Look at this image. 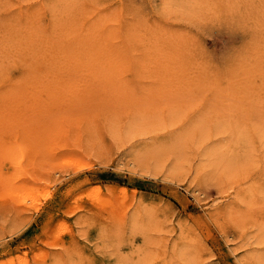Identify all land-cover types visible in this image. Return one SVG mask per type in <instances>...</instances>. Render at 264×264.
<instances>
[{"label":"rangeland","instance_id":"374dc122","mask_svg":"<svg viewBox=\"0 0 264 264\" xmlns=\"http://www.w3.org/2000/svg\"><path fill=\"white\" fill-rule=\"evenodd\" d=\"M0 264H264V0H0Z\"/></svg>","mask_w":264,"mask_h":264},{"label":"bare ground","instance_id":"6f19581e","mask_svg":"<svg viewBox=\"0 0 264 264\" xmlns=\"http://www.w3.org/2000/svg\"><path fill=\"white\" fill-rule=\"evenodd\" d=\"M132 68V67H131ZM47 126V125H46Z\"/></svg>","mask_w":264,"mask_h":264}]
</instances>
